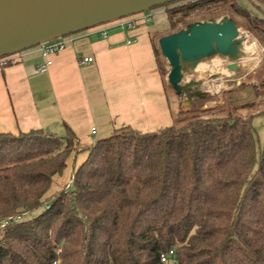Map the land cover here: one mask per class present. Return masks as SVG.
<instances>
[{
  "label": "trees",
  "instance_id": "obj_1",
  "mask_svg": "<svg viewBox=\"0 0 264 264\" xmlns=\"http://www.w3.org/2000/svg\"><path fill=\"white\" fill-rule=\"evenodd\" d=\"M183 2L165 10L171 29L226 11L264 46V20L237 0L161 7ZM226 104L155 132L114 130L49 198L75 134L0 133V264H163L170 250L177 264H264V126L256 147L240 114L251 105Z\"/></svg>",
  "mask_w": 264,
  "mask_h": 264
},
{
  "label": "crops",
  "instance_id": "obj_2",
  "mask_svg": "<svg viewBox=\"0 0 264 264\" xmlns=\"http://www.w3.org/2000/svg\"><path fill=\"white\" fill-rule=\"evenodd\" d=\"M149 12L163 25L144 24L137 14L70 35L66 47L50 57L46 73L37 71L44 61L39 46L8 56L7 64L0 60V133L42 129L64 136L66 125L77 138L79 153L71 154L63 173L53 177L47 198L71 184L88 150L114 130L148 133L172 125L152 40V34L166 28V15L164 8ZM132 20L134 28L121 25ZM102 30L108 32L105 39ZM130 40L135 42L127 44ZM84 57L93 63L79 65Z\"/></svg>",
  "mask_w": 264,
  "mask_h": 264
},
{
  "label": "rangeland",
  "instance_id": "obj_3",
  "mask_svg": "<svg viewBox=\"0 0 264 264\" xmlns=\"http://www.w3.org/2000/svg\"><path fill=\"white\" fill-rule=\"evenodd\" d=\"M237 2L252 16L264 20L262 1L237 0ZM184 3L161 8L165 11L167 8ZM220 18L232 20L238 33L228 54H219L210 36L206 34L212 44L209 53L185 57L175 45L173 53L176 61L175 63L167 61L161 51V42L171 38L178 39L181 35L192 37L194 33L199 32L198 28H208L209 24ZM158 19L159 17H154L152 25H163V21L159 22ZM152 40L160 67L165 71L164 86L173 115L172 124L174 121H181L185 116L208 115L217 107L225 108L227 100L233 105L247 104L251 106L243 108L240 114L246 118L253 116L252 127L256 147L261 145L264 126V115L260 113L264 110V52L262 51L264 46H261L253 33H250L229 12L222 11L216 16L206 12L181 19L176 22L175 29H171L167 23L165 29L152 34ZM66 174L63 175L64 180L67 179ZM50 202L49 199L46 203ZM45 204L32 215L38 214Z\"/></svg>",
  "mask_w": 264,
  "mask_h": 264
},
{
  "label": "water",
  "instance_id": "obj_4",
  "mask_svg": "<svg viewBox=\"0 0 264 264\" xmlns=\"http://www.w3.org/2000/svg\"><path fill=\"white\" fill-rule=\"evenodd\" d=\"M176 1L179 0H0V59ZM198 29L192 37L181 35L160 43L169 63L176 61L175 45L183 56L195 57L209 53L212 42L219 54L226 55L238 34L228 18Z\"/></svg>",
  "mask_w": 264,
  "mask_h": 264
},
{
  "label": "built area",
  "instance_id": "obj_5",
  "mask_svg": "<svg viewBox=\"0 0 264 264\" xmlns=\"http://www.w3.org/2000/svg\"><path fill=\"white\" fill-rule=\"evenodd\" d=\"M153 17L154 16L151 12H149V13L144 12V13H140L137 15V21H141L144 24H149L150 22L153 21ZM135 23L136 22H134V20H132V21L123 22V23H121V25H123L127 28H134ZM100 37L102 39L107 38L108 37L107 30H102L100 32ZM69 41H70L69 37H66V38L62 37V38H58V39L52 40L50 42L39 45V52H40L42 58L44 59V61L42 64L38 65L37 71L41 72V73H46L48 68L50 67V65L52 63L50 60V57L53 55H56L57 53L62 51L66 47V45L68 44ZM133 42H135V40H130V41H127V44H130ZM262 51L264 52V48H262ZM0 60H2L1 64H7L8 63L7 57L1 58ZM93 61H94V59L92 57H84V58H81L78 60V64L79 65H88V64L93 63ZM91 134L93 136L96 135V129L95 128L91 129ZM2 226H4V225H2ZM160 261L163 264H177L174 250H170L167 254L161 255Z\"/></svg>",
  "mask_w": 264,
  "mask_h": 264
}]
</instances>
